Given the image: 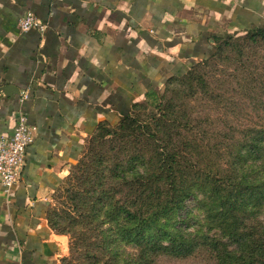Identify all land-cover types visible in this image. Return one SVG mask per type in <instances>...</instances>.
I'll list each match as a JSON object with an SVG mask.
<instances>
[{
  "label": "crops",
  "instance_id": "crops-1",
  "mask_svg": "<svg viewBox=\"0 0 264 264\" xmlns=\"http://www.w3.org/2000/svg\"><path fill=\"white\" fill-rule=\"evenodd\" d=\"M27 11L44 30L20 31ZM255 26L264 0H0V134L20 112L34 128L21 182L0 186V264H62L49 201L86 140Z\"/></svg>",
  "mask_w": 264,
  "mask_h": 264
},
{
  "label": "rangeland",
  "instance_id": "rangeland-1",
  "mask_svg": "<svg viewBox=\"0 0 264 264\" xmlns=\"http://www.w3.org/2000/svg\"><path fill=\"white\" fill-rule=\"evenodd\" d=\"M228 37L226 44L218 40L213 58L198 61L187 76L171 77L158 91L157 104L138 103L128 128L108 125L86 140L49 201V224L65 235L62 264H147L143 254L151 250L126 238L127 213L154 216L191 187L184 198L189 218L180 225L165 211L161 223L197 236L199 247L187 255L151 253L152 264H218L213 238L228 251L244 253L211 228L198 208L204 199L200 185L212 179L231 183L224 178L231 174L235 183L244 174L251 181L264 176L256 166L233 170L243 139L264 128V39L252 40L245 30ZM169 164L174 172L165 171ZM245 210L238 213L241 230L256 236L264 207Z\"/></svg>",
  "mask_w": 264,
  "mask_h": 264
},
{
  "label": "trees",
  "instance_id": "trees-1",
  "mask_svg": "<svg viewBox=\"0 0 264 264\" xmlns=\"http://www.w3.org/2000/svg\"><path fill=\"white\" fill-rule=\"evenodd\" d=\"M247 33L252 40L257 38L264 39V28L261 26H255L248 30ZM223 42L224 44L228 43L229 37L223 39ZM217 52L218 47L205 60L213 58ZM189 73L190 71L188 70L185 74L175 77L180 78L187 76ZM156 102L154 104H157ZM137 105L138 103L134 106V109ZM131 115L125 116L118 124L128 128L127 126L134 122L128 123L132 119ZM105 126L108 125L102 124L98 130H104ZM247 137L243 139L241 148L238 151L237 160L240 163L237 162L233 170L234 172L238 171L239 167L237 165H240V170H243V167L254 169V166H256L258 170L264 171V128L252 129ZM161 157L162 163H165L166 160L163 158V154ZM167 167L168 170L165 169V171H175L171 164ZM224 178H232L231 183L212 179L210 182L200 185L204 199L200 201L198 208L205 213L211 228L218 229L221 236L232 238V241L237 242L239 244L238 248H241L244 253L239 256L238 250L228 251L227 248L224 249V243L221 242V239L215 237L216 239L213 238L210 244L212 249L216 250L218 254V264H264V219L260 225L262 230H258L261 233L256 236L249 234L247 231L243 232L241 230L242 224L238 220V213H245L246 206L252 205L256 210L264 207V176L258 175L257 180L251 181L244 174L241 178L235 180V183H233L234 178L231 174L225 175ZM237 184L241 186L237 187ZM195 189L193 188V191ZM190 191H192V187L187 191H182V194L177 193L174 199L167 202L166 207L156 210L154 216L141 218L130 211L127 213V219L131 226L126 231V238L130 239V242L151 250L149 253L144 251L145 254H143L147 264L153 263V257H148L151 256V253L187 255L199 247L197 236L192 235L191 237L190 234H185L181 229H172L170 222L167 224L161 223V220L165 219V211L172 214V217L176 218V223L180 225L182 221H185V218H189V212L185 210L184 198L188 193H191ZM244 205L246 206L244 207ZM237 210L239 212H236ZM166 221H168V218ZM165 242L167 243L165 244ZM243 244L246 247H243ZM224 253L227 255L225 260H223Z\"/></svg>",
  "mask_w": 264,
  "mask_h": 264
},
{
  "label": "built area",
  "instance_id": "built-area-1",
  "mask_svg": "<svg viewBox=\"0 0 264 264\" xmlns=\"http://www.w3.org/2000/svg\"><path fill=\"white\" fill-rule=\"evenodd\" d=\"M45 27L46 24L33 11H27L19 20L22 32L32 28L44 30ZM22 97H27V94ZM33 141L34 128L25 112H20L12 133L0 134V186L6 192L21 182L28 147Z\"/></svg>",
  "mask_w": 264,
  "mask_h": 264
},
{
  "label": "water",
  "instance_id": "water-1",
  "mask_svg": "<svg viewBox=\"0 0 264 264\" xmlns=\"http://www.w3.org/2000/svg\"><path fill=\"white\" fill-rule=\"evenodd\" d=\"M7 87H10V86H7Z\"/></svg>",
  "mask_w": 264,
  "mask_h": 264
}]
</instances>
